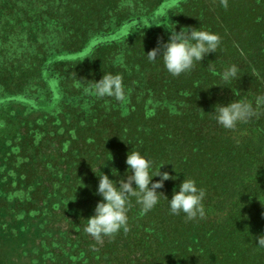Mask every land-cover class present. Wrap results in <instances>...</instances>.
<instances>
[{"label": "trees", "instance_id": "trees-1", "mask_svg": "<svg viewBox=\"0 0 264 264\" xmlns=\"http://www.w3.org/2000/svg\"><path fill=\"white\" fill-rule=\"evenodd\" d=\"M168 1L0 0V145L10 150L3 164H12L1 168L0 208L20 213L11 231L0 228V264L18 249L32 264H264V248L255 245L264 235V114L235 132L208 114L217 103L264 93V79L252 75L255 69L264 78V0H226L227 7L222 0H179L159 23L122 31ZM164 26L199 27L221 43L172 77L161 60L145 57L158 38L167 40ZM230 64L238 80L224 85L220 73ZM108 72L122 76L125 102L89 94L92 81ZM45 108L48 118L39 115ZM46 139L54 149L41 152ZM128 151L177 177L158 189L168 198L183 178L195 180L206 192L205 217L172 215L163 196L145 214L131 198L129 230L93 251L83 227L100 199L96 166L114 181L123 178ZM35 163L50 182L40 197L21 173ZM32 217L43 218L39 243ZM66 219L76 234L70 246L72 232L48 227Z\"/></svg>", "mask_w": 264, "mask_h": 264}, {"label": "clouds", "instance_id": "clouds-1", "mask_svg": "<svg viewBox=\"0 0 264 264\" xmlns=\"http://www.w3.org/2000/svg\"><path fill=\"white\" fill-rule=\"evenodd\" d=\"M222 3L227 7L226 0H222ZM164 27L169 32L167 40L161 41L158 38L157 46L144 54L149 62L161 60L163 67L172 77L190 72L196 63L201 64L209 53H216L221 43L219 34L199 27H181L179 31L175 30V26ZM238 72L237 65L230 64L220 73V80L227 85L233 80H238ZM252 75L258 80L264 79L255 69ZM88 92L96 98L107 96L118 102L126 101L122 76L119 73H104L98 81H92ZM208 114L220 127L235 132L240 124L258 119L264 114V93L255 95L253 101L231 100L227 104L217 103ZM122 115H127V111ZM125 163L127 167L124 177L115 181L99 170L98 165L101 164H97V171L92 170L98 177L95 192L100 199L94 206L93 215L86 219L83 231L97 244H102L105 237L111 238L121 229L124 232L129 230L127 213L131 198H135L141 212L145 214L151 211L163 196L170 214L183 213L186 221L205 217L203 201L206 192L197 186L195 180L183 178L177 188H174L171 198H168L158 189L163 188L165 181L176 180L177 177L170 175L168 171H161L164 164L153 171V162L137 151H128ZM153 177L159 179L153 180ZM256 239L255 245L264 248V235Z\"/></svg>", "mask_w": 264, "mask_h": 264}, {"label": "rangeland", "instance_id": "rangeland-1", "mask_svg": "<svg viewBox=\"0 0 264 264\" xmlns=\"http://www.w3.org/2000/svg\"><path fill=\"white\" fill-rule=\"evenodd\" d=\"M179 2V0H172V1H168L166 2L156 13H154V15H152L150 18L146 19V21H133V22H130V23H127L123 26V29L122 31H128V30H131L133 28H136V26H139L141 24H147L146 27H150V25L152 24H155V23H159L161 20H163L164 17H166L170 11H173L176 6H177V3ZM119 33H116L115 36L117 35L118 36ZM112 39V37H109V38H102V39H99V40H96L94 41V43L91 45V49L95 46V45H99V44H102L103 42L105 41H110ZM36 105H40L39 103H36ZM43 112V115L42 114H39L41 116H45V118H48V110H41ZM0 113H2L0 111ZM0 118H1V114H0ZM1 122V120H0ZM13 135L12 132H9V131H5L3 132L2 136H4L5 138L7 139H10V137ZM1 139V137H0ZM13 141H17V138L14 137L13 138ZM25 145H27V143H25ZM54 143H52L50 140L46 139L45 140V143L44 145L41 147V152H44V151H47L48 149H54L53 147ZM49 146H51L52 148H49ZM6 146H2V144L0 145V172H1V168L3 167V165H9L11 167V163L9 162H5L3 164L2 162V154H7L10 152V150H6L5 149ZM6 156V155H5ZM96 164V163H95ZM96 166V165H95ZM12 170L11 168H6V170L4 171H10ZM21 173H24L25 176H27L29 178V180H31V182H33V184H35V186H38L39 190L36 192V196L37 197H40L42 196L43 194H45V192H48L49 191V176L46 175L42 170H41V167H39V165L37 163L33 164V167L31 168V170H27L26 168H23L21 170ZM7 186V188H10L12 186V184H7L5 185V187ZM2 186L0 185V190H2ZM6 196V195H5ZM26 197V196H25ZM3 198L2 194L0 193V202H1V199ZM13 201V200H12ZM14 202V201H13ZM3 203V202H2ZM16 210L14 209H8L7 211L6 210H3L0 208V228L3 229V228H8L7 231H11V229L13 227H15V223L14 221L15 220H19V219H16V217L18 218L20 215L19 212H15ZM32 212V213H31ZM28 213L27 216L31 215V214H34L33 211H31ZM15 219V220H14ZM71 219V218H70ZM62 220V221H54L53 223H50L48 227L50 228H57V235H60L62 234L63 232L67 231V229L72 232L71 230H74L73 226L71 227L69 225L68 222H71L72 223V219L71 220ZM43 224V218L41 217H32L29 221V228H30V231L31 233L33 234L34 236V239L37 243H39L42 239V236L44 235V226H42ZM7 231H4V232H7ZM0 233L3 234V230H0ZM85 234V232H84ZM89 238V242H92L93 243V239L89 236V235H86ZM75 240H76V234L74 233V231L70 234V240H69V246L72 244L74 245L75 244ZM67 241H65L64 243H66ZM103 244V243H102ZM102 244H97L96 242H94V246L91 247V250H95V247L96 245L100 246ZM10 252V251H9ZM13 254H18V256H20V249H18V251L16 253H14V251L10 252V260L6 262V264H32V263H29L28 260L24 259L23 256L24 255H21L22 256V259H24L23 261H17V257L15 258V256ZM20 256V258H21ZM37 264V263H36Z\"/></svg>", "mask_w": 264, "mask_h": 264}]
</instances>
